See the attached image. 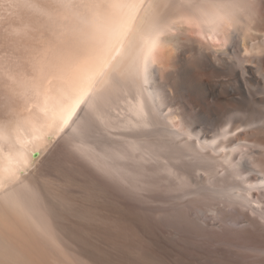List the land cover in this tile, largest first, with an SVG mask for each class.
I'll use <instances>...</instances> for the list:
<instances>
[{
    "label": "bare ground",
    "instance_id": "1",
    "mask_svg": "<svg viewBox=\"0 0 264 264\" xmlns=\"http://www.w3.org/2000/svg\"><path fill=\"white\" fill-rule=\"evenodd\" d=\"M17 2L0 0V264H101L41 176L55 153L138 203L160 201L196 228L209 215L231 213L234 225L246 216L258 232L223 242L264 246L263 98L204 129L176 99L181 82L198 98L209 95L191 66L229 54L244 70L255 63L252 78L263 82L264 0L234 30L202 27L194 0H118L114 19L95 30L87 15L49 24L9 6ZM249 124L256 125L234 137ZM251 254L264 264V253Z\"/></svg>",
    "mask_w": 264,
    "mask_h": 264
},
{
    "label": "rangeland",
    "instance_id": "2",
    "mask_svg": "<svg viewBox=\"0 0 264 264\" xmlns=\"http://www.w3.org/2000/svg\"><path fill=\"white\" fill-rule=\"evenodd\" d=\"M229 57H231L230 54L228 57L223 56V58L217 59V61L207 60L196 64L195 67L191 66L192 69L201 71L198 79L208 82L207 88L211 92L209 95L198 98L193 87L182 84V82L177 91L176 95L178 96L176 99L183 107L186 105L184 108H187L186 113L195 118L196 125L200 128H211L213 125L220 124L221 120L222 122L226 119L232 120L236 113H246L239 110L256 108L257 106L255 107L252 101L261 100L262 98L264 100V90H262L264 80L258 83V79L257 81L254 80L251 75L252 70L257 65L245 62L244 70L234 64ZM256 75L260 77L259 74L256 73ZM187 79L188 77H186V81ZM259 84L263 92L259 89ZM219 94L225 98L223 100L217 99L220 96ZM237 109H239V112ZM255 116L256 113H253L252 117ZM263 123L261 125H264ZM255 125L240 126L234 129L232 134L234 137L237 134H243ZM63 155L62 153H55L49 160L47 159L44 162L45 164L42 165L41 176L44 180H47V184L49 183L47 186H50L49 190L52 188L50 192L56 194L60 199L58 203H62L63 200L66 206L68 205V207L63 208L61 206L64 203H62L60 206L62 212L69 219V221L66 219L67 223L69 222V226L77 231L78 237L84 235L83 238H85L86 236L85 239L79 238L84 240H82V244H85L86 240L92 241H89V243L93 245V249L95 245L97 249V251L94 249L95 256L99 255L101 264H247L248 261L249 264H253V261L258 257L253 258L252 256L250 260L249 255L256 252L264 253V246H258V248L239 246L237 248L233 243L231 245V243L223 242L227 239H232L235 242L236 235L258 230L257 226L251 229L246 216L237 217L235 221H239V223L234 225L232 224L234 220L230 218L231 213L227 216L218 214V216L213 217L209 215L210 218H206V221L207 219L208 221H204V223H207L204 224L205 227L203 226L202 229L200 227L196 228V225L192 224L191 221L185 220L183 222V217V219L180 216L175 219L176 216L170 211H165L168 209L167 205L161 204L158 200L155 202V199L148 198L149 201L141 200L138 203V199L118 191L119 189L117 190L115 187L112 189V186L111 188L107 187L108 183L102 182L99 177L100 180L98 181L97 176L95 174V176H92L91 171L87 172L89 170L86 167L81 168L79 162ZM57 197L54 199H58ZM263 201L259 203L262 208H264ZM142 202L144 203L142 204ZM153 203V206L150 205ZM254 204L256 205V203ZM159 211L161 212L159 213ZM79 229H82V231ZM89 243L85 244L84 247L86 248L87 245L86 250L88 249L89 253L94 254L91 248L92 245L90 246ZM239 249L247 254H243ZM100 255H104L102 257L105 259H101ZM244 255L247 258H244Z\"/></svg>",
    "mask_w": 264,
    "mask_h": 264
},
{
    "label": "snow or ice",
    "instance_id": "3",
    "mask_svg": "<svg viewBox=\"0 0 264 264\" xmlns=\"http://www.w3.org/2000/svg\"><path fill=\"white\" fill-rule=\"evenodd\" d=\"M118 0H18L9 6L31 9L49 24L60 20H75L88 16L87 26L95 30L103 21L114 19V9ZM4 47V38L0 37V49ZM4 57L0 56V69L4 66ZM3 149L0 147V152ZM3 158L0 156V170Z\"/></svg>",
    "mask_w": 264,
    "mask_h": 264
},
{
    "label": "clouds",
    "instance_id": "4",
    "mask_svg": "<svg viewBox=\"0 0 264 264\" xmlns=\"http://www.w3.org/2000/svg\"><path fill=\"white\" fill-rule=\"evenodd\" d=\"M255 3L256 0H194L192 7L199 13L202 27L234 30L244 23Z\"/></svg>",
    "mask_w": 264,
    "mask_h": 264
},
{
    "label": "water",
    "instance_id": "5",
    "mask_svg": "<svg viewBox=\"0 0 264 264\" xmlns=\"http://www.w3.org/2000/svg\"><path fill=\"white\" fill-rule=\"evenodd\" d=\"M33 155H34V157H36L37 153H34Z\"/></svg>",
    "mask_w": 264,
    "mask_h": 264
}]
</instances>
